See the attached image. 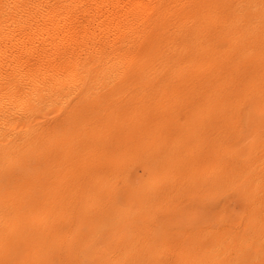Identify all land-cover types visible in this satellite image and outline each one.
Returning a JSON list of instances; mask_svg holds the SVG:
<instances>
[{
  "label": "rangeland",
  "instance_id": "374dc122",
  "mask_svg": "<svg viewBox=\"0 0 264 264\" xmlns=\"http://www.w3.org/2000/svg\"><path fill=\"white\" fill-rule=\"evenodd\" d=\"M246 3H170L135 74L90 75L0 139V264H174L201 231L249 221L218 186L264 154V0ZM166 177L180 184L161 195ZM257 240L248 264L264 226Z\"/></svg>",
  "mask_w": 264,
  "mask_h": 264
},
{
  "label": "bare ground",
  "instance_id": "6f19581e",
  "mask_svg": "<svg viewBox=\"0 0 264 264\" xmlns=\"http://www.w3.org/2000/svg\"><path fill=\"white\" fill-rule=\"evenodd\" d=\"M185 1L0 0V139L6 142L15 139L17 126L27 124L35 108L46 107L70 91L88 87L90 75H104L115 82L131 69L135 74L138 69L131 67V62L151 23L165 16L170 3L177 6ZM239 2L253 3L254 0ZM262 148L264 150V146ZM259 152L261 149H252L250 156H257ZM240 168L244 169L243 173L232 172L230 178L219 182L218 186L224 196L236 195L246 203L249 221L225 226L223 219L218 229L201 231L189 246H182L176 252L174 264H248L254 261L259 240L252 242L251 233L262 231L264 226V212L261 213L264 154L256 159H244ZM178 184L179 180L166 177L160 194H168L169 188ZM73 204L68 206L72 208ZM26 255L23 253V257L27 258ZM134 257L124 258L123 262L144 264L152 255L145 261Z\"/></svg>",
  "mask_w": 264,
  "mask_h": 264
}]
</instances>
